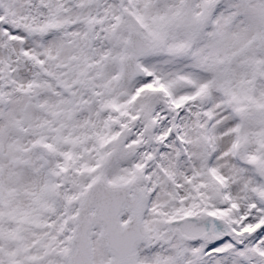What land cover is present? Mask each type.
Here are the masks:
<instances>
[{"label": "snow or ice", "instance_id": "snow-or-ice-1", "mask_svg": "<svg viewBox=\"0 0 264 264\" xmlns=\"http://www.w3.org/2000/svg\"><path fill=\"white\" fill-rule=\"evenodd\" d=\"M0 264H264V0H0Z\"/></svg>", "mask_w": 264, "mask_h": 264}]
</instances>
